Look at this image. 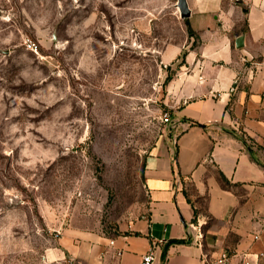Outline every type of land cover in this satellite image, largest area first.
I'll return each instance as SVG.
<instances>
[{"label": "rangeland", "instance_id": "rangeland-1", "mask_svg": "<svg viewBox=\"0 0 264 264\" xmlns=\"http://www.w3.org/2000/svg\"><path fill=\"white\" fill-rule=\"evenodd\" d=\"M192 33L178 0H0V264H78L52 252L147 212L161 55Z\"/></svg>", "mask_w": 264, "mask_h": 264}, {"label": "crops", "instance_id": "crops-1", "mask_svg": "<svg viewBox=\"0 0 264 264\" xmlns=\"http://www.w3.org/2000/svg\"><path fill=\"white\" fill-rule=\"evenodd\" d=\"M188 2L193 33L161 55L176 125L146 159L147 212L127 233L52 255L140 264L154 248L155 264H213L226 251L264 264V0Z\"/></svg>", "mask_w": 264, "mask_h": 264}, {"label": "built area", "instance_id": "built-area-1", "mask_svg": "<svg viewBox=\"0 0 264 264\" xmlns=\"http://www.w3.org/2000/svg\"><path fill=\"white\" fill-rule=\"evenodd\" d=\"M30 48L32 50H38V47L35 44H31ZM262 61L264 63V54ZM165 119L167 122H169L172 125V127H175L176 123L173 120L172 115L166 113ZM261 232H264V220L261 224ZM259 238H260V234L255 235L256 240ZM202 239H203V233L201 230H199L194 241L200 243ZM236 257H238L237 254H231L229 252L224 251L220 254L219 258L213 264H235L234 259ZM156 258H157L156 249L152 248L147 254L143 256L140 264H155ZM236 264H257V262L250 260L246 255H242L239 257V261Z\"/></svg>", "mask_w": 264, "mask_h": 264}, {"label": "water", "instance_id": "water-1", "mask_svg": "<svg viewBox=\"0 0 264 264\" xmlns=\"http://www.w3.org/2000/svg\"><path fill=\"white\" fill-rule=\"evenodd\" d=\"M178 7H179V10H180V14H181V17L183 19H189L192 15V11H191V8L189 6V2L188 0H178ZM242 38H239V40L237 41V45L239 47H241V42H242Z\"/></svg>", "mask_w": 264, "mask_h": 264}, {"label": "trees", "instance_id": "trees-1", "mask_svg": "<svg viewBox=\"0 0 264 264\" xmlns=\"http://www.w3.org/2000/svg\"><path fill=\"white\" fill-rule=\"evenodd\" d=\"M186 21H188V20H186ZM187 24H188V22H187ZM191 32H192V30H191Z\"/></svg>", "mask_w": 264, "mask_h": 264}]
</instances>
